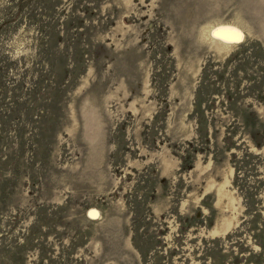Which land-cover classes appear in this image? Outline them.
I'll return each instance as SVG.
<instances>
[{"label": "rangeland", "instance_id": "1", "mask_svg": "<svg viewBox=\"0 0 264 264\" xmlns=\"http://www.w3.org/2000/svg\"><path fill=\"white\" fill-rule=\"evenodd\" d=\"M0 264H264V0H0Z\"/></svg>", "mask_w": 264, "mask_h": 264}, {"label": "bare ground", "instance_id": "2", "mask_svg": "<svg viewBox=\"0 0 264 264\" xmlns=\"http://www.w3.org/2000/svg\"><path fill=\"white\" fill-rule=\"evenodd\" d=\"M216 35L219 36L220 38H223L224 40H227V41L239 40L242 37L241 33L237 29L230 28V27H221V28L217 29ZM95 212L96 211L94 210V211H91L90 213L92 215H96Z\"/></svg>", "mask_w": 264, "mask_h": 264}]
</instances>
